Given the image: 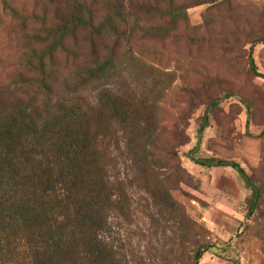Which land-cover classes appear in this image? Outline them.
Segmentation results:
<instances>
[{"label": "rangeland", "instance_id": "1", "mask_svg": "<svg viewBox=\"0 0 264 264\" xmlns=\"http://www.w3.org/2000/svg\"><path fill=\"white\" fill-rule=\"evenodd\" d=\"M109 1L85 0L96 24L105 19ZM69 4L0 0V90L5 94L30 98L40 91L30 80L31 62H37L33 49L39 52L49 42V27L70 19ZM134 5L142 21L120 24L118 38L114 34L98 42L101 55H107L119 40L118 67L105 83L132 102L154 106L157 117L146 130L157 156L150 171L162 189L170 188L178 209L158 213L142 173L131 167L123 148L117 152V171L121 179L132 180L127 193L133 214L131 220L120 212L109 216L108 249L117 253V264H193L196 248L203 245L213 248L197 264H264V200L249 214L252 190L236 169L202 166L188 156L199 142L194 156L235 161L264 189V43L258 42L264 38V0H175L182 14L177 20L167 4L158 3V9L155 1ZM146 10L149 14H142ZM92 32L78 30L77 40L68 37L66 47L58 49L51 70L60 79L61 97L77 96L63 82L93 60ZM251 46L261 76L251 69ZM93 88L85 86L80 96L92 102ZM213 100L218 103L209 107L210 124L199 140L202 117Z\"/></svg>", "mask_w": 264, "mask_h": 264}, {"label": "trees", "instance_id": "2", "mask_svg": "<svg viewBox=\"0 0 264 264\" xmlns=\"http://www.w3.org/2000/svg\"><path fill=\"white\" fill-rule=\"evenodd\" d=\"M153 1L157 9L158 3L167 4L173 20L181 18L175 0H113L108 2L105 19L96 24L85 0H69L70 19L49 27V42L39 52L33 49L37 62H31L30 80L40 91L26 98L19 92L5 94L0 90V264H117V253L113 247L108 249L104 238L112 229L109 216L113 212H120L127 220L133 214V200L127 193V183L131 185L132 180L121 179L117 171V152L123 148L128 149L131 167L142 173L145 190L160 207L158 213H177L170 188L162 189V182L150 171L152 156H157L151 149L152 135L146 130H151L150 120L157 117L155 108L107 88L105 82L118 67L119 40L107 55L98 49L99 41L120 36V24L142 21L134 3L150 6ZM142 12L149 14V10ZM62 19L65 21L64 16ZM84 28L93 31V60L83 73L76 71L68 81L64 79L65 89L72 87L69 91L77 94L64 98L56 90L60 79L51 64L58 49L66 47L65 40L71 36L77 40V31ZM258 42L264 43V38ZM253 48L251 69L261 76ZM85 86L96 89L92 102L80 96ZM217 103L211 101L205 110L199 140L210 124L209 107ZM119 132L122 136L118 137ZM198 143L188 156L202 166L236 169L252 190L249 214L255 213L264 200L263 183L235 161L194 156ZM185 223L189 224L188 219ZM212 248L198 246L193 264Z\"/></svg>", "mask_w": 264, "mask_h": 264}]
</instances>
